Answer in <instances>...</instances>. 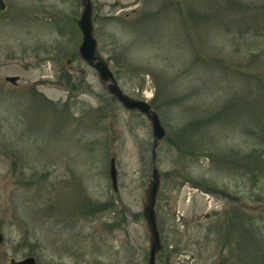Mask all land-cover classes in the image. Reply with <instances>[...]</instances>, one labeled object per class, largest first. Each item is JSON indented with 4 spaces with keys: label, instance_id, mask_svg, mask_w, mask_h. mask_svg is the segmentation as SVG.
Returning a JSON list of instances; mask_svg holds the SVG:
<instances>
[{
    "label": "rangeland",
    "instance_id": "rangeland-1",
    "mask_svg": "<svg viewBox=\"0 0 264 264\" xmlns=\"http://www.w3.org/2000/svg\"><path fill=\"white\" fill-rule=\"evenodd\" d=\"M4 1L0 264L24 256L36 264H145L148 121L120 107L79 58V0H30L36 17ZM90 2L97 54L165 130L154 158L162 245L154 264H264L255 253L264 252V143L248 132L250 113L264 122V0ZM12 75L15 86L4 80ZM193 118L185 138L196 131L193 140L218 154L184 153L178 136ZM233 211L249 240L235 243L233 228L230 248L219 251Z\"/></svg>",
    "mask_w": 264,
    "mask_h": 264
},
{
    "label": "water",
    "instance_id": "water-1",
    "mask_svg": "<svg viewBox=\"0 0 264 264\" xmlns=\"http://www.w3.org/2000/svg\"><path fill=\"white\" fill-rule=\"evenodd\" d=\"M81 6L76 27L80 34V42L77 46L79 58L92 68L99 79L103 90L110 95L123 109L127 111H136L148 121L152 136V145L150 150V173L146 187L143 191V202L140 209V216L144 222L147 232V250L145 264H154L156 255L160 252L162 245L160 242L159 230L157 227V218L155 212V202L159 189V173L154 164L155 149L159 140L164 136L165 130L159 120L156 111L150 104L140 98H134L124 93L118 86L107 62L96 52V40L93 36L92 25V6L90 0H79ZM5 9V3L0 0V12ZM69 59L65 62L68 63ZM4 79L14 83L16 75L5 76ZM108 178L111 188L116 190V170L114 159L110 158L108 163ZM3 241V234L0 232V243ZM8 264H36L32 256H24L20 259L10 258Z\"/></svg>",
    "mask_w": 264,
    "mask_h": 264
},
{
    "label": "trees",
    "instance_id": "trees-1",
    "mask_svg": "<svg viewBox=\"0 0 264 264\" xmlns=\"http://www.w3.org/2000/svg\"><path fill=\"white\" fill-rule=\"evenodd\" d=\"M43 101L45 103H47L45 101V99H43ZM254 106H255V103L253 101L251 103V107L254 109V112H255L256 111L255 108H257V107L256 106L254 107ZM251 114L252 113H250L249 116H248L249 117V120L251 122V124L248 125V132H249L250 135H254L255 134L256 139H259V142L260 143H264V122L260 121L259 118H258V116L256 114L254 116H252L253 118L251 120V118H250ZM202 122L204 123V121H202ZM196 124H198V121L196 120V118H193V119H191V120H189L187 122V124L185 125V127L180 130V135H182L183 138L181 139V137L178 136V141H179L178 143L179 144H183V146L185 147V150H184L185 152L184 153L185 154H188L189 156H192V157L206 156L207 155L206 151L213 149L211 147L212 144H208L207 145L204 142H201L200 143L198 141H195L197 138L193 140L192 137L194 136V132L197 133L196 131H192L189 134V137L188 138H185L186 135L189 133V131H191L192 128ZM205 124H207V121L206 120H205ZM201 131L202 130H200L199 132H201ZM203 145H206V147L203 146ZM213 146H214V144H213ZM212 151H214V150H212ZM254 152H256L255 149H252V153H250L251 157L255 158V160L250 159L253 162V166L251 167V173L252 174L254 173L253 170L255 169V164L256 163L258 164V162L256 161L257 160L256 159L257 158V154L255 156L254 155ZM214 153L218 154L216 150L214 151ZM246 169H247V171H250L248 168H246ZM208 184H210V183H208V181H204L203 189L205 191H212L213 192V188L211 186H208ZM222 196H224V195H222ZM237 214L238 213H236V212L233 211L231 213V216H230L231 218L228 219V224H227L228 230H226V232L222 235V237H220V240L218 241L219 242L218 243L219 251H222L226 245H228L227 248L228 247L230 248V246H231V243L230 242L232 240V235L234 234V233L232 234V229L233 228L235 229L234 230L235 236H237L235 238V243H237V244H244L247 240H249V237H250L249 231L246 228L245 229L243 228V225H244L243 224V218L242 219L239 218V216ZM238 218L240 219L241 222H237L236 221L235 224H234V221L233 220L234 219L235 220L236 219L239 220ZM246 220H245V222H246ZM238 250L241 251L242 254H244L245 251H246L245 248L238 249ZM243 251H244V253H243ZM251 252H253L252 249L248 251V253H250V254H251ZM248 253H247L246 256H248ZM255 253L256 254L258 253L257 254L258 257L261 258L262 262H264V252H262V250L259 251V250L256 249ZM222 259L225 260V258H222ZM221 263H223L222 260H221Z\"/></svg>",
    "mask_w": 264,
    "mask_h": 264
},
{
    "label": "flooded vegetation",
    "instance_id": "flooded-vegetation-1",
    "mask_svg": "<svg viewBox=\"0 0 264 264\" xmlns=\"http://www.w3.org/2000/svg\"><path fill=\"white\" fill-rule=\"evenodd\" d=\"M3 2L5 3V9L3 10V11H1L0 12V14L2 13V12H4L6 9H7V7H8V5H10V3H8L7 1L5 2L4 0H3ZM10 2H11V8H16L17 10H19V11H21L22 13H24V14H26L27 16H30V14L29 13H31V10H32V14H33V16H37V12H36V10H34L32 7H29V6H31V1L29 0V5H26V4H16V2L14 1V0H10ZM17 6H16V5ZM11 8H10V10H11ZM17 79H18V76H17ZM17 79L15 80V82L14 83H10V82H8V83H10L11 85H13V86H15V84H16V82H17ZM5 80V79H4ZM6 81V80H5Z\"/></svg>",
    "mask_w": 264,
    "mask_h": 264
}]
</instances>
